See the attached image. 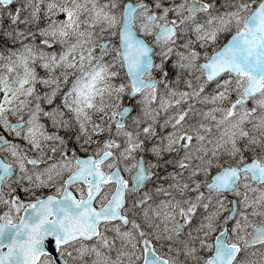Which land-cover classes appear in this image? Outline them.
Segmentation results:
<instances>
[{
  "label": "snow or ice",
  "instance_id": "obj_1",
  "mask_svg": "<svg viewBox=\"0 0 264 264\" xmlns=\"http://www.w3.org/2000/svg\"><path fill=\"white\" fill-rule=\"evenodd\" d=\"M0 264H264V0H0Z\"/></svg>",
  "mask_w": 264,
  "mask_h": 264
}]
</instances>
